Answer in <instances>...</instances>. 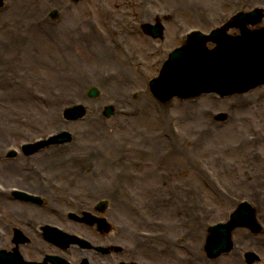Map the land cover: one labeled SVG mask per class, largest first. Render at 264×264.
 Wrapping results in <instances>:
<instances>
[{"label":"rangeland","instance_id":"1","mask_svg":"<svg viewBox=\"0 0 264 264\" xmlns=\"http://www.w3.org/2000/svg\"><path fill=\"white\" fill-rule=\"evenodd\" d=\"M89 1L90 2H87V4L85 3L83 4L88 6L94 3V0H89ZM158 1L162 2L161 3L162 5H160ZM206 1L207 0H186V2L189 3L190 5L198 3L199 5H203V6H205V4L203 3H206ZM18 2L19 0H4V3L12 4L11 8H13L15 3H18ZM27 2L28 4L26 5V9H32L34 5H41V7L45 8L44 5H47L48 3L58 6L57 3L60 4L62 0H27ZM102 2L104 6L105 0H103ZM113 2L114 0H108L107 3H113ZM144 2H146L147 4H145ZM215 2L217 5V7L215 6V9H217V14L214 15L213 19L209 17L210 20L206 24L198 23V22H194V23L189 22V24H187L188 23L187 20H189L188 17H183L184 15H182L183 24H180L178 26L179 31L176 32V35L179 36L180 30L182 28H185L188 25L189 26L197 25V26H200L202 29L207 30L211 28L212 25H217L219 24L220 21L226 18L225 17L227 15L226 12L230 10H236V9L250 10L253 7H256L259 5L264 6V0H250V1L248 0L245 3H240V5L238 3L239 2L238 0H229L227 2H225L224 0H215ZM80 3L72 7L73 9L72 12L75 15L77 12L78 13L80 12L78 8L80 6ZM177 3H179V5L181 6L183 2H181V0H179V2H177V0H156V1L153 0V2H151V0L149 1L145 0V1H142L141 4L138 3V4L130 5L132 4L130 0H124L123 5H124V8L127 10H131L130 6L133 7L135 14L139 6H143L142 4L147 5V7H150V8L154 7L156 9H161L162 7H166L167 10H169V13L175 14L174 7L177 6ZM87 8L95 9L93 6H88ZM9 11L5 12L3 11V8H0V29L3 28L2 21H4L5 16L8 17ZM42 11L43 9L37 13V10H30V11L22 13L20 15V19L18 18L16 19L17 21L19 20L21 23H23L25 26L32 25V22H35V19L38 17V14L41 13ZM183 12H186V11H183ZM64 13L66 15L67 11H65ZM87 16L89 17V15ZM76 19L77 17L73 18L69 22L70 24H67V25H64V20H61V22H57V23L56 21H54L53 24H60L59 26L56 27V29H54L57 31L58 36L50 35V37H45L44 32H38L37 34L33 32L30 34H27V36L30 38L32 43H29L23 47L22 59L17 61L18 67L20 66L21 76L18 78L15 75L13 79L11 78V81L16 86H21V84L24 85L26 88L27 94L32 96L33 99L35 98L36 96L35 93H36V94L41 95V98L44 104H47V102L52 101L54 99L52 96V94H54V91L52 89H57V88H59V90L64 89L63 87L64 85H66L65 83L67 82V79H64V80L61 79V81H58L57 79H60V75L58 73H61V74L66 73V72L68 73L73 70V69L66 68V65H62L57 69V77H55L54 75L45 76L42 74V71L44 67L46 66V64H50L52 58L56 54H58V49L56 46L57 43H68L69 47L67 48V51H68L67 53H69L71 57L75 58L76 59L75 61H81L82 63L87 64L88 67L86 68V70L89 69L90 71H93L97 67V65H100V63H98L96 59L93 57V54L96 53V48L93 46H85L84 43H89V41L98 40L104 44H107L110 47L111 51L112 49H114L111 46L113 44L109 41L108 36H106L107 39L103 38L104 40L99 39L100 38L99 36H96V37L91 36L89 41H85V39H82V37L84 36L83 30H82V27H83L82 23L84 19L81 18L80 22H78V20ZM86 19L92 20L93 18L92 19L86 18ZM180 19L181 17L178 18L179 21ZM217 19H220V20H217ZM94 22L95 24H97L96 21ZM98 22H99V18H98ZM263 23H264V20H263ZM173 28H174V21L171 19L169 20V27L168 26L166 27L165 36L163 37L162 40H158V39L153 40L145 36L141 37L139 40L134 41V42L133 40H130V41L123 40L127 44V46H129L130 50L133 51L131 61H129L130 65L131 64L136 65V62H134L136 60V59L134 60L135 55L138 56V58H140L137 61L138 63H140L139 70H137V67H136L137 75L139 76V79H140V84H137L136 82L135 84L131 85L130 89L134 88V90H136L135 94H139V91H142L141 94L137 96L143 95L142 96L143 98L133 99V98L128 97V99L130 100V103H133V105L132 104L130 105H132L135 109L133 108L132 115H126V116H129V119H133L134 122H133V127L124 126V130L122 131L121 135L124 138L125 136L126 138L130 137V140H127L128 142L126 141L125 143H129V146L132 148L131 152L136 153V154L130 155L129 156L130 159L133 156L134 157L140 156L141 158L142 154L141 152H138L139 151L138 148H145V146L146 147L151 146V139L154 141L152 136L156 137L158 135L159 130L160 131L162 130V133L164 132V134L171 135L170 122L171 124H175L179 128L180 136L178 135L176 136L181 139L183 137H187L188 139H192L191 140L192 142L196 138V134L193 133L195 132V130L194 129L191 130V127L192 126L194 127V125L196 129H200V134H203L204 132L205 137L210 135L208 136L209 143L207 145H198V143L195 144V142L191 144V142H188L184 138H183V144H181L177 142L176 140H174L173 137L171 138V141L176 143L178 147L188 148L190 150V155H185V154H182L180 151H178V152H175L176 155L174 154L163 161H159L157 159V151H162V149L164 148H172L171 144H167V145H163L161 147V150H159L160 146L156 147V145H152L151 150L149 151L150 154L148 157H146L147 163L151 165L150 167L151 169L155 167L157 170L158 168L156 167L157 162H158V166H160L159 163L163 165L162 167H159V170L164 171L165 175H163V178L165 182L167 183H164L163 188L160 189L158 193L161 194L162 192H164L165 188L174 182L178 184L177 193H180L181 195H183L184 193L183 187H186L187 185H189V187H192V188L194 187V184H199L201 186V188L198 189L199 197L202 198V203L200 204V206L206 212L205 218L203 217L201 220L202 221L201 226L199 225V229L202 233V236H198L193 232L194 236L189 237L187 235L186 229H181V230L174 229L172 230V232H170L166 226L155 228L151 225L152 219H160V220H164L167 218L176 219L178 218L177 217L178 215L176 214V209L173 204H170L168 207L171 212L169 211L168 215H166L167 217H165L163 213L160 214V212L149 214L151 212L149 206L151 205V203H154L152 199H153V196L157 194V192L154 191L155 186L157 184L152 185L156 183L154 180V177L146 178L145 176L142 175V169H143L142 164L140 167L131 166L132 170H136L140 172L135 179L136 183H135L134 189L132 187L128 188L129 190L134 192L135 199L131 201L127 199L125 196H122V199L125 201V203H128V208L121 207L119 211L117 212L115 211L113 212V214L108 213V218L116 223L125 225V228L128 230L127 233H129L130 231L138 230V229H144V230L154 229V230H164L166 231L168 235V242H169V245L171 246L168 250L165 251L164 249H161L157 254H154L152 252L146 253L145 252L146 250L144 251L137 250L135 255L126 256L128 259H131L132 257L137 258V259H142L148 264H212L220 260V258H222L225 255H222V256L220 255L219 257L215 259L214 258L209 259L207 258L204 251H202L199 248V245L201 246V244L205 240L204 235L206 231V224H209L216 220L224 218L229 212V210H232L234 208V205L231 202L234 200L235 197H238V196L244 197V198L250 197V194H248L250 192V187L247 184V181L254 179V177L249 180H246V177L248 175H251L249 170L252 167L257 168L258 173L260 174L261 182L264 183V140L255 146H252V145L247 146V147L242 146L243 139H246V136L249 135V133H252L251 130L253 129L258 130L257 128L259 129L264 128V122H262V120L260 119L261 115L264 114V97L259 98V103H257L255 99L259 95L261 96L264 93L263 92L264 87L253 89L249 92L244 93V95H234V96L232 95V96L223 97V98L216 97V99H213L210 94H206V95H202L200 97L193 98V99L183 100L179 98H174L166 104L158 103L157 101L151 98L149 91L147 90L145 80L147 79V77L151 76V65H153V61L156 60V65H157V63L160 61L162 57L161 54L159 56L155 55V52L152 49L154 43H161L163 47V51L165 49L164 55H166L167 51H169V49L173 45L179 44L178 42L179 40L176 38V36L172 35L171 33L173 31ZM45 29L48 30L51 28H45ZM97 29L98 31H100L101 34H104L103 27L101 28L97 27ZM0 35H2V33H0ZM114 51L116 53V56H119L121 58L122 54L119 51V49L117 48ZM88 52H92V54ZM151 52H152V55H151ZM75 66L77 67L79 66V64ZM101 66H102L101 68H106V69L108 68V69L117 71V69H115V64L109 63V64H105ZM115 84H118L117 80L115 81ZM66 89L65 91L62 92L63 94L70 93L69 91H66ZM109 89L110 91L113 90V88H110V87ZM125 91L126 90H120L122 97L132 96L133 93H131L130 91L126 93ZM238 96H241L240 98L247 96L249 98H252L256 102V104H254V110H252V105H249L247 106L249 108L248 111L246 110V111L240 112V115L244 116L242 119H246V120H241L240 118H230L231 112L229 110L233 111L230 105L232 104L233 100ZM119 97H120L119 93H114L113 95H107V94L104 95V93H99L98 97L96 98L89 97L87 99L89 100L88 101L89 106L94 105V109L96 112L98 110V107L102 103H105L106 100L111 101V103H114L115 105L113 106H115V109L120 107L121 103H119L118 101ZM9 98L10 96L7 97V94H4L0 97V103H1L0 104V115L4 111H6L5 106H7V104H9L11 101ZM154 107L158 110L155 111ZM256 110H259L257 114L254 113V111ZM16 112L18 113L22 112L27 117H28L27 114L29 113L24 108L23 110H19ZM219 112L226 113V116L228 115L227 118L224 120H217L215 118V115ZM186 113L188 116H193L195 113H197V119L195 120L194 125L190 124L192 122L191 120L183 119V116L186 115ZM57 116L58 118H60V114L58 112H57ZM157 116H160V117L163 116V120L159 122L158 118H156ZM86 117H84L83 119L74 120V121L65 120L66 122L60 118L61 121L58 124H52L50 122L47 123L46 121L43 120L42 122L37 124L38 128L35 131L34 135L35 136L42 135V134L49 133L51 131H57L58 128H66V127L70 129L74 128L75 130L78 131L79 124L83 126L85 129L86 125L84 124L88 122L86 120ZM93 117L94 116L91 115L92 120L94 119ZM114 118L115 117H113V119ZM234 119H237V120L234 121ZM209 128H211L210 132L208 130ZM130 132L133 133V135L135 134L137 135L133 137L130 134ZM86 135H87L86 137L87 139L91 138L90 142L97 143V138H93L95 137L94 130L91 131L90 135H88V133L86 132ZM28 137L30 136L29 135L21 136V138L23 139H29ZM144 138L145 139L147 138V141L144 140ZM119 141L121 140L119 139L113 140V142L115 143ZM70 142L71 141H68L60 145H50L48 147H45L44 149L46 151H50L52 147L55 148V146H61V145L66 146L67 143H70ZM116 144L118 145V143ZM67 146H70V145H67ZM68 148L70 149V147ZM44 149H41L40 151L41 152L42 150L45 151ZM134 149H137V150H134ZM35 153L36 154L33 153L34 154L33 156L40 155L39 151ZM6 158L10 159V157H6ZM26 158L27 157L23 159H26ZM196 160H198L200 164L202 163L203 168L205 170L208 171L207 167L211 168L213 175L218 177V182H220V185H222V188L225 191H227V194L231 193V195L229 197H226V199L222 197L224 199V202L220 201V197L222 196V194L220 195L214 188L212 189L213 191H211L210 187L207 185L208 176L206 172L205 174H203V181H202L201 177L199 176V173L197 172V169L195 168ZM127 167H128L127 164H126V167L122 168L116 165L115 163L114 164L108 163L107 165L104 166L105 170L102 171L103 174L92 173L94 175L93 178L90 180V181H93L92 184L89 183V181H84L82 183L80 182L74 183L73 182L74 175H69L66 172L63 173L62 168L58 164L47 168V174L37 177L38 179L37 182L32 183V184H35L33 187L28 186L24 183H18L13 180L6 181L4 179H1V178L0 179L2 180L4 184L5 183H17L33 191H38L39 188L37 187L36 183L40 182L41 180L47 178L50 181L51 180L50 178H52L53 180L60 179L62 181V179L64 178L65 181L62 184L63 185L62 190H74V191L84 192L88 189L93 188L92 186L96 182L106 180L112 177L116 170H119V172H124L127 169ZM169 168L172 169L173 171L169 170ZM83 175L86 176V173ZM241 177L243 178L245 177V179L242 180ZM209 178L211 177L209 176ZM187 180L191 181L189 182L190 184L186 183L188 182ZM25 182L28 183L32 181L26 180ZM245 189H247L249 192L248 191L247 193L244 192ZM227 200H230L231 202ZM147 202L149 203L148 205H146ZM135 206H136V209L134 208ZM133 208L135 209V211ZM90 212L94 215H97V213L93 211H90ZM126 213H134L133 220L128 219L125 215ZM31 214L36 215L35 217L37 219L39 217L40 218L44 217L41 214L38 215L37 213H34V212H28V213H24L23 217H20L19 221H22L21 218L23 219L25 218L27 220L31 216ZM144 217L147 219L146 224L140 222ZM85 226L90 228L88 229L89 233L87 234H90L91 236H94V234L96 235L98 234L94 226H91V225H85ZM1 228L8 231V227H4V225L1 226ZM30 231L34 232L32 229ZM239 232L243 233L241 237L239 236ZM35 233L39 234L40 232L36 230ZM3 234L4 232L3 233L0 232V237ZM10 235H11L10 237L12 240V234ZM27 235L30 236V237L27 236L29 240L27 243H25L22 246V249L26 250V252L24 251L25 253L29 252V254H35L34 250H36V247L34 246L32 242L34 241V239L31 238V233H28ZM108 236H113V238L111 239L115 240L116 241L115 243L130 244L129 240L125 239L124 237H121L123 235L118 236L114 232L111 233V235L110 234L101 235L96 239L97 240L104 239V241H107L109 239L107 238ZM174 236H178L182 238V242L178 244L177 246L174 245L173 243ZM235 236H237L240 240H242L243 237H250V238L255 237V238H261L263 241L262 235L260 234L254 235L250 233L247 229L235 231ZM1 243L2 241L0 240V245H2ZM248 245L254 247V245H251V244H248ZM158 246L162 248L164 246V243H159ZM43 250L51 251V252H57V251L64 252L67 255L71 256L72 258H75V259L78 258L76 256L77 255L76 252L73 251L72 249H69V251L68 250L61 251L57 249L55 246L47 244V245H44ZM170 252H174V253L170 254ZM84 253L87 255H91V256L102 257V260L105 262V264H110V262L113 261L112 260L113 258L119 257L118 254H115L113 252L104 254V255H100L97 253H91V252H88V253L84 252ZM29 254L27 256L33 257L32 259H40L42 255L41 254L40 256H30ZM242 256H243V252L240 253L241 260H242ZM100 257H97V258L99 259ZM108 257H110V259ZM186 257H192L196 261V263H191L187 261L185 259ZM234 259L237 260L236 258ZM80 260L81 259L78 258V262ZM242 263L244 264L243 260H242ZM242 263L238 262V264H242Z\"/></svg>","mask_w":264,"mask_h":264},{"label":"bare ground","instance_id":"2","mask_svg":"<svg viewBox=\"0 0 264 264\" xmlns=\"http://www.w3.org/2000/svg\"><path fill=\"white\" fill-rule=\"evenodd\" d=\"M138 2V0H136ZM179 2V0H177ZM27 0H19L18 3L15 4V7H13L12 11L8 13V17H4V21H2L3 28L0 29V97L4 94H7V97L10 96V103L5 106V110L0 115V121L2 124V128L0 129V148L3 145V142L6 140H9L8 137H14L15 139H18L19 135H28L29 133L33 132V128H27L28 126H25L21 123H16L12 120L11 114L13 112L23 110V108L29 112L30 116H32L36 122L40 123L43 120L47 123L52 124H58L60 123V120L57 117V111L59 110V107L62 104L61 99L53 100L49 104H42L39 101H36L30 97V95L27 94L26 88L24 85L21 84V86H16L11 81V78L13 79L16 75L18 78L21 76V70L20 66L18 67L17 61L22 59V50L23 47L26 44L32 43L30 41V38L27 36V34L38 32H44L45 37H50V35H56L58 36V33L56 30L57 26H50V25H44L47 27H50L52 29L46 30L44 28H38V27H25L19 20L17 21L16 18L20 19V13L23 8H26ZM185 6H188L187 4H184ZM38 5H34L33 9H37ZM209 9L207 8L204 12L201 14L194 13L195 16L200 17L202 19H205L206 16H208ZM96 16V13H94V17ZM70 19V18H68ZM66 19V21L68 20ZM85 38L88 39L89 35L86 32ZM33 39V38H32ZM56 43V42H54ZM58 49V54H56L50 64H46L44 67L42 74L45 76L54 75L57 77V69L62 65H68L71 68L74 66L72 57L67 53V48L69 47L68 43H57L56 44ZM85 46H93L96 48L97 54H102L101 58H97V61H101L104 59L106 62H111L114 57L107 53L109 50L108 47L103 43H98L96 41H89ZM89 53V52H88ZM80 73H85L84 70H80ZM92 72V71H91ZM122 73H124L123 70H121ZM61 77V73H58ZM78 76V75H76ZM10 77V78H8ZM86 80L89 79L88 74H85ZM132 77L130 76L128 79L126 78V75L124 76V82L120 84H112L110 86H105L102 84L100 93H104L107 95H113L114 93H119L120 97L118 98L119 103L127 104L129 103L126 98H123L121 96L120 90L123 86H127L131 84ZM61 80V79H58ZM79 80V79H76ZM140 82V79H139ZM79 85L76 87H72L73 90H75ZM110 88H113V90L110 91ZM6 98V97H5ZM107 101V100H106ZM1 104V103H0ZM87 114L95 116V118L92 120V118H87L88 121L85 126V129L83 126L79 124L78 128L79 130H75L74 128H71L73 131L72 133V144L69 146L70 149L66 146L61 147H55L51 148L50 151H42L40 155H36L35 157H29L27 160H18L12 159L8 160L5 157L2 158L0 156V177L5 179L6 181H16L18 183H24L26 185H31V183H26V180L35 181L37 177L47 174V168L58 164L62 170L63 173H68L69 175H74L73 182H82V181H89L93 178L92 173L100 174L102 171H104V166L109 163L111 159H115V156L117 157V161L119 163L124 164L125 158L129 155L127 152H124L119 149H113L112 153H109V149L111 147V141L112 137L114 136V139H118L122 131L124 130V126H130L133 127V119H129L128 117H124L122 115H116L113 119L108 120H102L98 117L97 113L95 112L94 105L88 106L86 105ZM19 109V110H17ZM9 111V112H8ZM146 111V110H145ZM144 111V112H145ZM187 115V113H186ZM186 115L183 116V119H186ZM20 118V117H19ZM264 118V114H262L261 119ZM192 120V123H194V120L197 119V113H195L193 116L189 118ZM212 128V127H211ZM211 128H209V132L211 131ZM134 129V128H132ZM94 130L95 132V138L99 139L98 144L101 146H96L95 149H92L90 145V139H85L87 137L86 132L88 135H90L91 131ZM200 130H197V137L198 140L195 142V144L198 143V145H207L209 143L208 135L205 137L204 134H199ZM131 133V132H130ZM133 135V133H131ZM207 139V141H206ZM171 141H166V139L159 138L156 141H153L151 139V147L152 145L160 146V149L163 145L170 144ZM173 152H167V157L171 156L173 153L178 152L180 149L179 147L171 143ZM247 147V146H245ZM144 157H147L148 152L145 150L143 152ZM176 155V154H175ZM22 157V156H21ZM20 157V158H21ZM46 163V164H45ZM45 164V165H44ZM142 166L144 167L143 174L146 176V178H149V176H153L154 174V180L156 183L152 184L155 185V192H158L160 189L163 188V185L165 182L163 175L164 171L159 170V167L162 166H156L152 170L149 169V164L145 166L141 162ZM158 164V162H157ZM44 165V167H43ZM169 170L173 171L169 168ZM56 171V170H54ZM251 176L248 175L246 177V180L252 179L254 177H258V170L255 167H252L250 170ZM86 173V176L83 174ZM151 174V175H150ZM241 179H245V177H241ZM43 180H46L43 179ZM65 181V180H64ZM63 181V182H64ZM187 184H190V180H187ZM133 183V182H131ZM254 182H251L253 184ZM259 186L257 185V188L255 187V191L251 192V194L254 196L252 198V201L250 204L255 205L261 203V194H264L263 190L261 189V182L258 181ZM45 187L48 189V186L44 182H40L38 186ZM201 186L199 184H194V189L190 195H181L180 193H176L174 199L172 200L174 203V206H178L182 208V217L178 218H169L165 221H163V226H166L169 231H172L171 229H186L187 235L189 237L194 236L193 232L198 235L202 236V233L199 229V225L202 223V218H205L206 212L205 210L200 206L202 203V198L199 197V191ZM119 189L123 190L122 187L119 185ZM211 189V188H210ZM212 190V189H211ZM247 189L244 190V192L247 193ZM4 193H0V232L3 233L1 226H3L5 223H8L9 226H13L14 224H19L20 217H23L24 213L27 211H38L37 213H42L39 211L38 206L30 205L28 203H24L21 201H16L13 199H10L8 195L2 196ZM249 194V193H248ZM155 195L153 196V198ZM79 199V197H77ZM112 200V204L109 207V211L107 213L114 212L113 207H117L120 209V207L128 208V204L124 203L121 199L118 193H115L112 198H108ZM63 200V199H61ZM171 201V202H172ZM220 201L224 202V199L220 197ZM164 204L162 202L159 203H152L151 204V213H157L160 212L163 214L169 213V205L171 204ZM64 202L62 201H51L49 203H46L47 209L51 207V205L54 204H62ZM171 212V211H170ZM106 213V217H108V214ZM42 214H50L49 210L47 212ZM60 215V214H59ZM127 217L132 219L133 215H130L129 213L126 214ZM103 216V215H102ZM104 217V216H103ZM30 228L33 227L32 223L28 220L24 221ZM141 223H146L147 219H142L140 221ZM20 225H23V220L21 221ZM74 228H76L75 225H73ZM77 228L83 229L85 232L89 233V230L83 226H77ZM2 229V230H1ZM29 229V228H28ZM22 231L24 229L21 228ZM127 230H123L122 232H116V235L124 234V237L126 239L132 238L131 242L135 243L134 241H137L139 238L136 236L129 237ZM8 231L4 230V233ZM31 238L34 239L33 244L36 247V251L38 254H32L33 256H38L39 253L44 249V243L42 242V239L39 238L38 234H31ZM0 240L5 243L6 241L9 242L8 233L3 234L0 237ZM164 245L165 249L170 248L169 242L167 238L163 239L162 241H151V251L155 252L159 250L157 247H155V242H165ZM255 243L262 244L259 241H256ZM139 248L140 250H144L142 247H139L136 245V249ZM263 248V247H262ZM147 250V249H146ZM186 260L191 263H196V261L192 257H186ZM223 261L220 259L217 262H214L213 264H222L220 263ZM224 263L228 264H234L235 260H228L227 262L223 261ZM237 264V263H236Z\"/></svg>","mask_w":264,"mask_h":264},{"label":"water","instance_id":"3","mask_svg":"<svg viewBox=\"0 0 264 264\" xmlns=\"http://www.w3.org/2000/svg\"><path fill=\"white\" fill-rule=\"evenodd\" d=\"M255 15V13L253 14H251V16H254ZM243 20H247V16L246 15H241L240 17H239V21H243ZM238 23H240V22H236L235 24H238ZM257 32H263L264 33V28L263 29H259V30H257ZM255 32H245L241 37H239V38H237V39H230V40H232V41H235V42H237V41H240L242 38H244V37H248V36H250V35H252V34H254ZM222 36V35H221Z\"/></svg>","mask_w":264,"mask_h":264}]
</instances>
